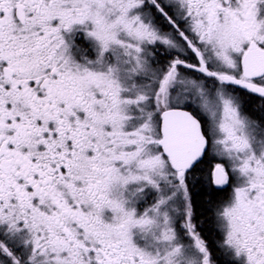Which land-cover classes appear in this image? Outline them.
<instances>
[{
	"label": "snow or ice",
	"instance_id": "6c2138e0",
	"mask_svg": "<svg viewBox=\"0 0 264 264\" xmlns=\"http://www.w3.org/2000/svg\"><path fill=\"white\" fill-rule=\"evenodd\" d=\"M0 264H264V0H0Z\"/></svg>",
	"mask_w": 264,
	"mask_h": 264
}]
</instances>
